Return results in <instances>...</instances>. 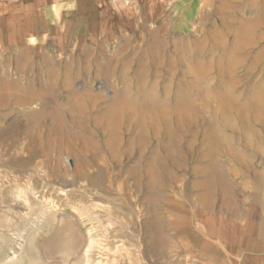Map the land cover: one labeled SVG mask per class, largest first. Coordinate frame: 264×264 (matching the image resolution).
Here are the masks:
<instances>
[{"label": "rangeland", "instance_id": "rangeland-1", "mask_svg": "<svg viewBox=\"0 0 264 264\" xmlns=\"http://www.w3.org/2000/svg\"><path fill=\"white\" fill-rule=\"evenodd\" d=\"M52 1L0 49V264H178L192 225L263 223L264 0Z\"/></svg>", "mask_w": 264, "mask_h": 264}, {"label": "crops", "instance_id": "crops-1", "mask_svg": "<svg viewBox=\"0 0 264 264\" xmlns=\"http://www.w3.org/2000/svg\"><path fill=\"white\" fill-rule=\"evenodd\" d=\"M177 25H186L201 13L205 0H164ZM65 8L52 0H0V49L14 51L21 45L51 38V28ZM222 221L210 231L191 226L186 257L178 264H264V222H234L228 235Z\"/></svg>", "mask_w": 264, "mask_h": 264}, {"label": "bare ground", "instance_id": "bare-ground-1", "mask_svg": "<svg viewBox=\"0 0 264 264\" xmlns=\"http://www.w3.org/2000/svg\"><path fill=\"white\" fill-rule=\"evenodd\" d=\"M264 19V18H263ZM115 108V107H114ZM117 108V107H116ZM113 112V111H112Z\"/></svg>", "mask_w": 264, "mask_h": 264}]
</instances>
